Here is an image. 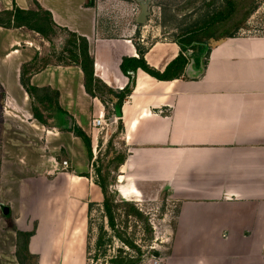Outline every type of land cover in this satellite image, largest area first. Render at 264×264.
Returning a JSON list of instances; mask_svg holds the SVG:
<instances>
[{"label": "crops", "instance_id": "crops-1", "mask_svg": "<svg viewBox=\"0 0 264 264\" xmlns=\"http://www.w3.org/2000/svg\"><path fill=\"white\" fill-rule=\"evenodd\" d=\"M36 1L58 25L87 37L95 74L111 87L128 83L121 62L124 56H139L138 45L146 49L147 62L161 72L181 51L190 54L189 60L194 53L196 69L203 67L201 74L193 69L189 75L186 65L179 77L170 79L139 67L131 93L108 116L111 122L121 121L128 146L118 168L120 191L138 200L166 192L177 206L169 246L159 255L154 252L157 260L148 258L140 264H264V35L221 38L208 55L184 52L176 39L147 43L142 33L144 38L137 41L135 23L129 29L122 12L106 11V3ZM36 1L0 0V8H36ZM106 13L108 19H100ZM29 44L35 45L33 40ZM41 54L36 51L24 63ZM19 69L9 84L16 93L23 89L24 100L32 101ZM31 83L57 89L60 105L95 141L101 127L92 121L105 115V105L86 90L79 64L48 61L32 72ZM41 124L47 140H58V151L41 163L44 172L22 179L26 183L19 186V206L32 204L38 224L19 227L34 230L29 249L38 264H85L84 212L89 201L102 196L101 187L89 173L82 137ZM62 150L69 155L68 167L58 155ZM47 200L53 203L48 205ZM76 217H82V223Z\"/></svg>", "mask_w": 264, "mask_h": 264}, {"label": "rangeland", "instance_id": "rangeland-1", "mask_svg": "<svg viewBox=\"0 0 264 264\" xmlns=\"http://www.w3.org/2000/svg\"><path fill=\"white\" fill-rule=\"evenodd\" d=\"M225 1L149 0V14L144 23H138L136 20L140 11L138 0H96V3L108 4L109 7L106 11L111 8L115 14L122 12L123 19L127 22L126 26L129 29L134 23L137 26V41H142L140 39L144 38L142 36L144 33L146 36L143 41L150 43L155 40L181 38L188 30L199 28L202 19L222 8ZM251 1L255 2L257 7L250 14H246L244 10L248 9L243 7V9L234 11L229 21H225L224 17L216 21L210 19L214 24H211L210 28L200 30L198 36L202 35L206 45L212 46L221 38L227 37L226 34L230 32H235V36L264 35V0ZM107 14L100 16V19H108L106 18ZM240 18H245V25L234 28L236 21ZM55 28L56 31L51 33L50 37H45L39 31L27 26L5 27L0 25V264H38L37 255L26 254L22 249L23 239L18 237V231L21 229L19 225L32 223L35 228L38 224V219L33 216L34 211L31 208L34 206L32 204L26 207L19 206L18 192L24 177L39 175L38 171L44 172L41 163L50 159L51 155H57V152L54 151H58L55 147L58 140L54 137L47 140V130L43 129L42 121L33 115L32 101L24 100L23 89L21 90L19 84L21 92L16 93L9 82H11V77L16 75V68L19 69L22 65L21 62L24 63L38 50L42 54L30 63L33 70L39 69L48 61L63 62L65 57L69 58L68 47L71 44L68 40L70 37L68 30L59 26H55ZM29 40H33L35 45H38V50L34 44H29ZM192 51L197 52V48H189L186 52ZM18 72L21 73V70L19 69ZM40 92L43 93V91ZM36 105L48 121L46 126H62L52 108L46 107L44 103L37 102ZM111 107L112 102H108V106L105 107L108 124H105L103 128L96 129L95 141L92 139L93 156L91 157L88 153L89 173L94 176L96 181L105 178L109 183V189L114 195L117 227L124 233V236L141 247V262L148 258L157 259L154 252L160 251L170 244L172 235L170 226L174 224L177 206L166 192L150 193L143 200H138L127 197L120 191L122 185L119 180L117 164L120 158L128 152V146L122 138L121 121L111 122L108 117ZM58 155L63 160H70L68 153L64 150L58 152ZM59 169L57 168V170ZM30 182L28 179L27 185L30 186ZM46 185L49 186V189L51 188L49 183ZM103 199L102 192L99 200H92L94 202L92 211L88 208L84 212L88 221L86 255L87 258L88 255L90 257V259H86L85 264H113L108 259L118 252L119 247L139 256V250L124 244L117 236H114L116 235L115 230L104 215ZM46 202L48 205L53 203L50 200ZM2 204L10 206L9 213L3 212ZM134 206L140 209L141 216L132 211ZM65 216L66 214L61 217ZM82 220V217H76L77 223ZM100 225H104L109 235L112 234L113 241L105 245V253L100 252L98 257L91 258L97 250L95 240L100 233ZM74 258L76 261L78 260L77 251ZM75 264H79V262L77 261Z\"/></svg>", "mask_w": 264, "mask_h": 264}, {"label": "trees", "instance_id": "trees-1", "mask_svg": "<svg viewBox=\"0 0 264 264\" xmlns=\"http://www.w3.org/2000/svg\"><path fill=\"white\" fill-rule=\"evenodd\" d=\"M36 1V0H35ZM246 2H250L247 4ZM37 7L36 8H23L20 6L15 5L11 9H1L0 8V25L5 27H21L27 26L34 30L39 31L45 37H50V34L56 31L55 26L63 27L58 25L54 19L52 18V14L49 10L44 9L38 1H36ZM248 9L247 11L244 10L246 14H250L253 10L256 9L257 4L252 2L251 0H226L223 7L218 9V11H214L212 14L207 15L204 19H202L201 26L199 28L193 30H188V32L181 36V38H177L176 41L181 46L182 50H187L189 48L196 47L198 51L206 53V55L210 52V46H207L205 41L202 39V35L198 36V32L203 28H210L211 24H214L213 21L222 19V17L226 18L225 21H229L234 11L238 9ZM209 16V17H208ZM248 16V15H247ZM221 17V18H220ZM247 18V17H245ZM245 18H240L236 21V26L234 28H240V26L245 25ZM213 19V21H210ZM211 22V23H210ZM70 35L69 43L71 44L68 47L69 50V58L63 60L67 63L74 62L81 66L84 72V84L86 90L92 94L97 95L100 97L102 102L104 103L105 107L108 106V102H112V107L110 113L114 111L115 107L121 108L124 99L129 95L135 85L136 82V72L139 67H142L149 73L164 79H170L179 77L182 72L184 71L185 66L190 62L189 55H185L182 51L173 58L164 71L156 70L152 67L146 60L144 53L145 48L138 45L139 49V56H124L121 62V69L122 71L129 77L128 83L123 88H114L109 86L104 80H102L99 76L95 74L94 68V56L89 51V42L86 36L79 35L77 32L68 29ZM227 36H235V32H230L226 34ZM192 57L198 62V59L195 58L191 53ZM206 60L204 59V64ZM34 70L30 63H23L21 65V83L29 93L30 97L32 98V109L33 115L44 124L47 125L48 121L43 117L42 111L36 105L38 103H44L46 107L52 108L54 110L55 116L58 118L59 123L62 126V129H68L75 132V134L82 137L84 140L89 155L93 156V145H92V137L88 134L81 126L74 122L73 116L64 109L59 103V91L54 89L50 86H38L31 83V75ZM40 91H43L41 93ZM54 102V105H52ZM70 119H72L70 124ZM122 124V123H121ZM122 126V125H121ZM125 155L120 158V161L117 164V168L124 160ZM103 192L104 199H103V209L104 215L107 217L108 223L114 228L115 234L124 244L134 247L139 250V256L130 253L128 250L124 248H118V252L108 259L113 264H140L141 263V254L142 250L141 247L134 244L128 237L124 236V233L117 227L116 221V214L114 209V195L109 189V183H107L106 179H100L96 181ZM94 202L89 201V210L92 211ZM132 211L137 214L138 216L142 215V212L138 207H132ZM91 228V227H90ZM104 225H100V233L95 240V246L97 250L91 256V258L98 257L99 253H105L107 243H111L113 241L112 234L109 235L107 233ZM18 237L23 239L22 249L26 254H33L29 249V241L30 237L34 233V230H22L18 231ZM88 247L90 245L88 243ZM88 258L90 259L89 255ZM87 258V259H88Z\"/></svg>", "mask_w": 264, "mask_h": 264}, {"label": "water", "instance_id": "water-1", "mask_svg": "<svg viewBox=\"0 0 264 264\" xmlns=\"http://www.w3.org/2000/svg\"><path fill=\"white\" fill-rule=\"evenodd\" d=\"M138 1L140 3V11L138 12L136 20L138 23H144V22H146L148 14H149V7H148L149 6V0H138ZM91 2L94 3V0H91ZM193 69H194L195 74H201L203 71V67H200V69H196L194 57H192L190 59V62L187 64L186 71L189 75H192ZM119 112H120V109H118V113ZM71 121H72V119H70V124H71ZM1 206H2L3 212L5 214L10 212V206L9 205L2 204ZM155 254L159 255L160 253H159V251H156Z\"/></svg>", "mask_w": 264, "mask_h": 264}, {"label": "built area", "instance_id": "built-area-1", "mask_svg": "<svg viewBox=\"0 0 264 264\" xmlns=\"http://www.w3.org/2000/svg\"><path fill=\"white\" fill-rule=\"evenodd\" d=\"M92 123H93L94 126L103 128L105 124H108V121H107L105 115L102 113L99 116L94 117ZM63 165L65 167H68L70 165L69 159H64L63 160Z\"/></svg>", "mask_w": 264, "mask_h": 264}]
</instances>
